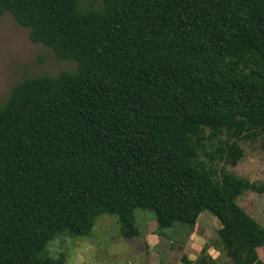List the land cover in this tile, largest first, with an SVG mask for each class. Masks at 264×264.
<instances>
[{
	"label": "trees",
	"instance_id": "obj_1",
	"mask_svg": "<svg viewBox=\"0 0 264 264\" xmlns=\"http://www.w3.org/2000/svg\"><path fill=\"white\" fill-rule=\"evenodd\" d=\"M73 70L26 76L0 101V264H65L48 243L115 215L140 234L220 221L232 264H264V227L237 204L264 195L224 165L263 140L264 0H0ZM223 163L224 165H219ZM183 264H213L208 247Z\"/></svg>",
	"mask_w": 264,
	"mask_h": 264
},
{
	"label": "rangeland",
	"instance_id": "obj_2",
	"mask_svg": "<svg viewBox=\"0 0 264 264\" xmlns=\"http://www.w3.org/2000/svg\"><path fill=\"white\" fill-rule=\"evenodd\" d=\"M79 3L85 7L88 0H79ZM75 67V61L58 59L50 48L32 42L27 29L16 23L9 13L0 17V101L8 97L15 82L26 76L55 75L61 70H73ZM262 143V139L242 141V159L235 166L219 165H224L250 182H264ZM236 202L264 227L263 194L246 190ZM135 216L140 230L135 238H122L117 217L102 214L97 218L90 236L57 235L47 248L55 257L63 253L65 264H183L182 255L195 259L202 246H207L215 251L213 264H232L218 243L220 221L207 209L199 215L193 231L188 225L176 222L173 227L158 233L150 211L137 208ZM257 253L264 261V245L257 247Z\"/></svg>",
	"mask_w": 264,
	"mask_h": 264
},
{
	"label": "crops",
	"instance_id": "obj_3",
	"mask_svg": "<svg viewBox=\"0 0 264 264\" xmlns=\"http://www.w3.org/2000/svg\"><path fill=\"white\" fill-rule=\"evenodd\" d=\"M208 253L211 255V257H215V251H214V249H208ZM188 258L191 259V260H193V258L191 256H188Z\"/></svg>",
	"mask_w": 264,
	"mask_h": 264
}]
</instances>
